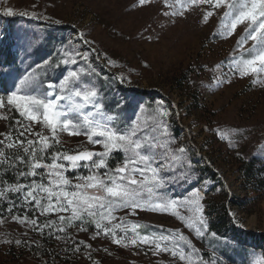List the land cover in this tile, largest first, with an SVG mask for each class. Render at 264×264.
I'll list each match as a JSON object with an SVG mask.
<instances>
[{
  "label": "rangeland",
  "instance_id": "rangeland-1",
  "mask_svg": "<svg viewBox=\"0 0 264 264\" xmlns=\"http://www.w3.org/2000/svg\"><path fill=\"white\" fill-rule=\"evenodd\" d=\"M233 2L225 0L216 6L205 0H145L144 5L140 0H0V99L5 105L9 91L25 76L34 79L27 91L46 99L49 82H58L68 71L76 70L81 75L77 87L99 90L105 122L128 132L134 121L137 136L146 144L154 139L158 145L155 151L167 156L164 163L178 169L177 175L183 173L186 162H181L183 158L173 160L170 153L179 156L181 146L190 149L187 155L195 172L185 182L172 183L163 193L177 198L176 205L167 212L118 208L111 213L114 219L101 222L109 228L121 225L116 229L117 237L123 235L122 229L131 237L132 225L138 226L140 234L168 235L179 249L192 254V264H212L214 260L218 264H264V252L253 240L264 235V72L242 76L235 67L251 58L254 41L246 38L247 22L228 33L225 25L230 27L234 16L226 17L225 13L233 11L228 7ZM9 8L14 15L3 14ZM208 12L212 15L205 20ZM13 20L15 26L7 30V23ZM30 20L36 24H25ZM48 31L56 36L44 47ZM66 49L90 55V63L65 65ZM44 60L49 64H43ZM74 83L69 82L64 95L71 94ZM148 95L152 100L148 101ZM78 99L73 97V101ZM61 104L66 110L72 102L65 99ZM109 115L112 121L106 120ZM70 119L83 123L79 113H71ZM21 124L47 137L50 147L69 149L70 155L104 151L102 145L82 134L58 130L53 138L42 122L28 121L8 106L0 107V148L12 144L25 149L30 147L28 140L39 141L40 137L28 132L20 136ZM164 125L168 127L166 135L162 134ZM36 148H40L39 143ZM70 170L65 176L73 185L83 183L77 176L90 174L83 167L80 174H69ZM135 178L143 179L139 175ZM34 181L48 186L49 176ZM195 190H201L208 221L206 229H201L202 237L196 234L195 225L187 226L196 213L183 198ZM143 194L147 200L146 188ZM23 195L11 213V203L0 211V264H189L179 258V252L176 256L171 251L157 252L154 244L125 246L113 243L111 235L103 232L97 236L99 214H85L69 225L70 210L41 214L35 202L26 203ZM37 197L47 205L45 193L38 192ZM221 207L226 211L225 219L218 218ZM26 209L27 217L37 219L44 230L13 220V216L23 219ZM60 216L65 217L63 225ZM49 221L54 224L49 226ZM212 222L221 227L219 232L210 230ZM82 224L86 231L81 230ZM181 235L185 241L179 240ZM16 240L23 243L17 245ZM80 241L83 245L76 252V242ZM235 242L241 245L237 248L243 251L241 257L233 252ZM42 243L45 249H41Z\"/></svg>",
  "mask_w": 264,
  "mask_h": 264
},
{
  "label": "snow or ice",
  "instance_id": "snow-or-ice-1",
  "mask_svg": "<svg viewBox=\"0 0 264 264\" xmlns=\"http://www.w3.org/2000/svg\"><path fill=\"white\" fill-rule=\"evenodd\" d=\"M208 4L215 3L216 6H220L225 0H205ZM145 0H140V4L144 5ZM228 7L233 11L225 13L226 17L234 16L231 19L228 33L236 28L238 24L247 22L246 38H250L254 41L253 48L250 50L252 55L249 59H243L236 63L235 67L240 69V74L247 75L249 72H264V0H239L229 4ZM4 15L12 16L14 12L12 9H5ZM25 15V13H21ZM35 18V13L31 14ZM212 13L205 14V20ZM59 23V21H57ZM79 39L83 40V34H79ZM242 40L245 37L241 38ZM73 42L69 41V46ZM84 43H88L84 41ZM31 46V42H29ZM95 52V49H91ZM65 55L68 57L64 60V64L69 63L78 65L80 61L90 63V55H86L83 51L76 49L69 52L65 50ZM99 58V54L97 53ZM243 65L241 68L240 65ZM43 64L48 65L49 61L44 60ZM91 69H89V72ZM123 79V78H121ZM81 80V75L76 70L68 71L66 75H63L57 81L49 82L46 87L48 89L46 93V99L38 98L36 95L30 94L27 89L30 84L34 83V79L28 75L19 80L16 84L15 90L9 91L7 95V105L0 99V107H14L19 116L27 118L28 121L42 122L53 133V138L58 130L66 131L69 135H85L88 141L94 144L102 145L104 151L91 152L82 151L75 155L67 153H54L51 157L52 163H42L44 160V153L51 146L47 137L41 136L40 133H32V129L28 126L22 125V131L19 132L20 136H24L25 132L34 134L40 137L39 141L28 140L27 143L30 146L25 148V152L31 150V167L29 172L21 173V176L32 175L36 176L38 173L36 169L45 168L47 175L49 176L48 186L43 183L37 184L33 181L29 185H16L11 191L24 193L23 200L26 203L35 202V206L41 212H61L71 211V216L68 217L69 225L76 220H82L83 216L95 217L99 214L101 220L95 224L96 235L99 236L101 232L104 235H111L112 242L115 244L131 243L133 246H139L140 244L155 245L157 252L159 251H171L173 256H176L179 252V258L183 261L188 260L189 264H192V254H186L185 251L179 249L175 241L171 240L170 236L161 234L156 236L155 234L149 235L147 233L140 234L137 231L138 226L132 225L133 235L129 237L126 230H123V235L117 237L116 229L121 228V225H114L109 228L107 225H102L104 219H114L111 213L118 208H130L133 212L136 209L150 210L153 212H167L177 203L175 197H165L164 192L166 188L175 182L187 181L188 175L195 172V168L192 167L193 161L187 153L190 149L181 146L178 149L179 156L175 153H170L173 160H181L185 163V169L183 173L177 175L178 169L173 168L166 163L167 156H162L157 153L155 149L158 145L153 139L149 143H145L137 136L139 129L135 127V122H132V126L128 132H122L119 129H114L109 123L105 122L103 116V102L100 98L99 90H96L93 86L91 90H82L77 87V84ZM70 81H75L73 89L70 95H64L69 91L68 84ZM86 83V82H85ZM59 89V94L58 90ZM73 97L79 98L78 101H73ZM65 99L72 102L71 107L66 110L61 104ZM85 108L91 110L85 112ZM42 110V121H41ZM71 113L81 114L83 123H79L76 120L70 119ZM107 121H112L113 116L109 115L106 118ZM20 124V121H17ZM167 125L163 126L162 134H167ZM173 141L175 137L171 138ZM20 144L24 141L18 140ZM3 143V141H0ZM40 144V148H36V144ZM8 147H12L9 144ZM148 148L150 151L144 152L143 149ZM39 152L40 156L37 158L36 153ZM114 152H123L125 154L123 164H117L115 169L109 168L108 159ZM63 160L68 162L67 167L65 164L59 161ZM83 162V163H81ZM85 168L89 170L90 174L87 176H77L76 179L83 181V183L72 184L71 181L66 178L65 172L69 169L77 170L79 168ZM105 169L103 173H100V169ZM150 174V175H149ZM139 175L142 180H137L135 177ZM28 191L25 192L24 189ZM146 188L148 199H144V189ZM75 189V190H72ZM88 190H94L89 193ZM38 192H43L47 195V205L42 204V200L37 197ZM153 195L155 199H153ZM53 197L55 201L53 202ZM31 198V199H29ZM189 206H194L195 216L192 218L193 223H188L189 228H193L195 225V232L198 236H203L202 227L206 229L208 221L205 219L203 212V205L201 201L203 196L201 190H195L191 193L190 197L183 198ZM16 207L13 203L8 212L11 213L12 209ZM26 209L25 216L21 219L18 216H13V220H19L21 223H28L33 228L40 227L42 231L43 226H39L37 219H31L27 217ZM182 221L185 219L183 216L179 217ZM61 225H63L65 217L60 216ZM54 222L49 221L48 225H53ZM82 231H86L85 227H81ZM215 236V233H213ZM180 241H185V237L179 236ZM17 245L23 243L21 240L15 241ZM187 242V241H186ZM169 243L172 247H169ZM191 247L190 242H187ZM83 245V241L76 242L74 251L79 252L80 247ZM87 247H91L87 245ZM196 250H193L195 252ZM212 264H218V261H213Z\"/></svg>",
  "mask_w": 264,
  "mask_h": 264
},
{
  "label": "trees",
  "instance_id": "trees-1",
  "mask_svg": "<svg viewBox=\"0 0 264 264\" xmlns=\"http://www.w3.org/2000/svg\"><path fill=\"white\" fill-rule=\"evenodd\" d=\"M1 16V15H0ZM25 24H36L34 21H24ZM16 21H9L6 25V29H12L13 26H15ZM44 24V23H43ZM47 25V24H44ZM55 35V32L53 31H48L46 33V41H44V47H48L47 45L50 46L51 39L53 40ZM48 43V44H47ZM47 44V45H46ZM6 51L8 47H5ZM51 49V48H50ZM9 51L7 53V56H9ZM100 70L102 73H104V69L100 66ZM106 74V73H105ZM106 76H108L106 74ZM109 77V76H108ZM148 101L152 100V96L148 95L147 96ZM38 149V148H37ZM69 149L64 148V147H49L46 152L44 153V160L42 163H51L52 162V155L54 153H67ZM0 153H1V158H0V211L5 210L6 207L11 203L18 204L20 202V194L21 192H13L11 189L16 186V185H29L32 184L34 180H41L42 176H48L47 175V170H43V167L36 169V172L38 175L32 176V175H27V176H21L20 174L27 173L30 170L31 167V156L32 152L29 150L28 152H25V149L23 148H14V147H1L0 148ZM37 158H39L40 153H36ZM125 154L123 152H114L110 155V158L108 159V165L109 168L115 169L117 164L122 162L124 159ZM63 164L67 165L68 162L60 160ZM87 170V169H85ZM81 168L77 170H70L69 174H80ZM88 171V170H87ZM67 172V171H66ZM36 182V181H35ZM38 182H43V181H38ZM10 204V205H11ZM226 217V211L224 207H221L219 210L218 218L220 219H225ZM210 230H213L215 233L219 232L221 227H217L215 222L210 223L209 225ZM45 227L43 228V230ZM255 243L258 245L257 248H260L264 252V235L261 236H254ZM41 242V241H40ZM45 246L43 243L41 244V249H45ZM238 247H241L237 242H235L233 246V252L237 256L241 255L240 250H237ZM242 256V255H241ZM240 256V257H241Z\"/></svg>",
  "mask_w": 264,
  "mask_h": 264
},
{
  "label": "water",
  "instance_id": "water-1",
  "mask_svg": "<svg viewBox=\"0 0 264 264\" xmlns=\"http://www.w3.org/2000/svg\"><path fill=\"white\" fill-rule=\"evenodd\" d=\"M77 154V153H76ZM72 155H75V154H72ZM81 163H83V162H81Z\"/></svg>",
  "mask_w": 264,
  "mask_h": 264
}]
</instances>
